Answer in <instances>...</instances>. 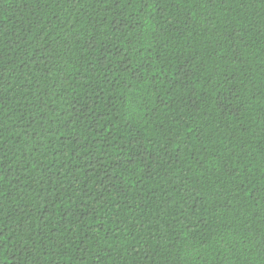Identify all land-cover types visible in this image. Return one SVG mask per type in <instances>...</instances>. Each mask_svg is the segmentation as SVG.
I'll use <instances>...</instances> for the list:
<instances>
[{
  "label": "trees",
  "instance_id": "trees-1",
  "mask_svg": "<svg viewBox=\"0 0 264 264\" xmlns=\"http://www.w3.org/2000/svg\"><path fill=\"white\" fill-rule=\"evenodd\" d=\"M0 264H264V0H0Z\"/></svg>",
  "mask_w": 264,
  "mask_h": 264
}]
</instances>
